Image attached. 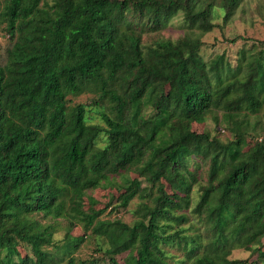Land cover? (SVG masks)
I'll return each instance as SVG.
<instances>
[{
	"label": "trees",
	"instance_id": "16d2710c",
	"mask_svg": "<svg viewBox=\"0 0 264 264\" xmlns=\"http://www.w3.org/2000/svg\"><path fill=\"white\" fill-rule=\"evenodd\" d=\"M242 2L0 0V264H264V41L201 54ZM179 14L183 36L143 42Z\"/></svg>",
	"mask_w": 264,
	"mask_h": 264
},
{
	"label": "rangeland",
	"instance_id": "374dc122",
	"mask_svg": "<svg viewBox=\"0 0 264 264\" xmlns=\"http://www.w3.org/2000/svg\"><path fill=\"white\" fill-rule=\"evenodd\" d=\"M263 0H243L240 8L238 9L234 20L227 24L215 28L213 31L203 35L204 45L201 49L202 56L209 60L215 57L218 54L225 53L227 57L235 61L238 51L243 46H250L252 43H259L264 41V9H262ZM222 23L221 20L217 21ZM187 27L184 22L183 16L179 14L168 23V25L154 32H144L143 42L149 43L154 39L160 38H171L173 40L183 36L187 32ZM237 38L236 41L232 39ZM9 37L0 30V53L5 55L6 49L9 46ZM76 102H89L90 96L88 94L81 95L77 98H74ZM93 121L100 120V113L98 110L91 113ZM256 118H251V124L253 125ZM262 126H264V112L261 115V125L258 128L259 131H262ZM193 130L197 132H204L205 130L211 131L212 134L220 136L223 140L231 139V131L224 126L222 123L221 126L215 124L212 119H207L206 122H193ZM264 133V131H263ZM103 144V142L101 143ZM130 175L136 177L137 174L130 170ZM94 201L96 202V207H103L106 203L117 204L118 197L121 193L117 188L110 186L107 188H98L92 191H89ZM138 199H135L128 208H120L113 213L107 214V217L110 218H121L126 222H131L133 217L131 211L136 207ZM82 230L75 229L73 234H80ZM64 235V231H60L55 234V238L59 239ZM96 243L93 238H90L86 244L82 247L78 254L83 257H88L93 251ZM174 253L175 258H182V252L174 248L171 249ZM19 251L22 257L26 256L27 250L25 247L20 246ZM127 253H123L118 256L120 264H125L124 259ZM232 258L236 259H248L247 264H251L257 259L256 254H252L251 251L244 249H235L231 255ZM262 264V263H259Z\"/></svg>",
	"mask_w": 264,
	"mask_h": 264
}]
</instances>
